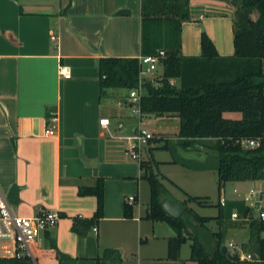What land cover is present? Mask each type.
Masks as SVG:
<instances>
[{"label":"crops","instance_id":"1","mask_svg":"<svg viewBox=\"0 0 264 264\" xmlns=\"http://www.w3.org/2000/svg\"><path fill=\"white\" fill-rule=\"evenodd\" d=\"M188 10L181 55L200 56L204 32L220 57L232 56L236 6L230 0H189ZM141 14L142 0H0V194L15 216H63L33 244L35 264H89L106 250L117 251L120 264H196L182 247L178 260L166 259L174 233L144 219L140 163L125 153L127 137L140 125L151 141V130L162 135L173 129L179 145L178 119L133 115L125 89L99 96L100 58L139 59ZM59 66L69 70V78L59 75ZM103 118L110 122L105 129L99 125ZM97 178L104 180L103 217L95 232L78 235L72 219L91 218L96 210L95 197L78 196V186H91ZM129 196L135 202L126 219ZM50 243L64 259L55 257Z\"/></svg>","mask_w":264,"mask_h":264},{"label":"trees","instance_id":"2","mask_svg":"<svg viewBox=\"0 0 264 264\" xmlns=\"http://www.w3.org/2000/svg\"><path fill=\"white\" fill-rule=\"evenodd\" d=\"M188 4L189 0H163L151 9L142 0L140 57L165 51L162 74L155 79L140 80L138 58H100L97 63L99 96L101 98L109 89L131 91L140 87L142 114L177 118V137L182 149L213 151V154H205L216 159L220 194L227 182L264 181V0H241L240 6L235 5L234 53L230 57H220L204 32L200 37V56L181 55V26L191 19ZM225 111L239 112L242 118L224 119L222 113ZM248 140L258 145L243 148L241 141ZM211 141L213 143L209 145ZM181 163L188 167L187 163ZM140 168L141 179L149 186V203L144 219L164 223L174 233L167 240V260H178L181 247L191 241L189 261L196 264H264V239L261 237L264 225L258 222L248 225V242L242 244L241 249L258 257L260 262H232L221 255L227 232L239 228V223L231 221V213L237 210L244 214L243 202L229 201L224 206L218 203V214L214 218L199 217L186 208L179 219H172L161 206L167 191L160 179L166 178L153 172L151 162H140ZM78 196L96 199V210L91 218L72 219V231L85 235L103 217L104 180L97 178L91 186H78ZM187 197L188 201L199 206L207 205L202 198ZM185 214L191 215L201 226L215 222L218 230L212 233L215 239L212 251L206 250L198 235L188 232ZM123 215L131 219L132 206L125 204ZM48 249L55 252L58 260L65 258L54 243H50ZM102 259L111 260L114 264L121 261L117 251L106 250L89 264H99ZM0 264L34 263L23 257L0 258Z\"/></svg>","mask_w":264,"mask_h":264},{"label":"rangeland","instance_id":"3","mask_svg":"<svg viewBox=\"0 0 264 264\" xmlns=\"http://www.w3.org/2000/svg\"><path fill=\"white\" fill-rule=\"evenodd\" d=\"M150 1H152L155 6L160 4L163 0H144L146 7H148ZM146 10H148V8H146ZM161 74L162 68L160 66H154L151 74L146 75L145 78L155 79L160 77ZM222 117L227 120H240L242 115L235 111H225L222 113ZM146 130L149 131L148 129ZM151 131L155 133L154 140L141 146L140 160L136 162H151L154 173L163 177H169L175 183H179L186 187L189 193L186 194L181 191L168 179H160L167 191L164 199L173 200L185 205L187 209L192 210L199 217L214 218L218 214L216 206L220 199H224L228 202L242 201L247 205V198L250 191L264 190V181L227 182L224 184L219 194L217 186L216 159L213 156L205 154V152L213 154V151L204 150V154L196 151L182 154L176 150L179 145H177V141L175 140L173 129L167 128V134L162 135L154 130ZM212 143L213 141H211L209 145ZM205 155H207L206 159ZM183 160H187L188 162ZM171 161H176L177 164L175 166L168 164ZM181 162L187 163L188 167H185V169ZM143 188V198H140L139 206L140 209L145 212L149 203V186L147 182H143ZM187 195L202 198L207 202V205L199 206L198 204L190 202L188 201ZM184 217L189 223L188 232L198 235L200 241L206 247V250L212 251L215 247V239L212 237V233L218 230L215 222L211 221L204 224V226H201L191 215L185 214ZM238 227L239 228L227 232L223 243L224 246H226L228 242L232 241L236 246L235 252L241 254V245L248 242V225L239 224ZM262 236L264 235L261 234V237ZM190 245L191 241H188L182 246V252L185 255L190 254ZM228 251L232 252L233 250L229 249ZM37 264H40V262H37Z\"/></svg>","mask_w":264,"mask_h":264},{"label":"built area","instance_id":"4","mask_svg":"<svg viewBox=\"0 0 264 264\" xmlns=\"http://www.w3.org/2000/svg\"><path fill=\"white\" fill-rule=\"evenodd\" d=\"M51 40H54L53 36H51ZM164 58L165 51L163 50H159L154 56L139 57V79L143 80L146 75L151 74L154 66L161 67ZM58 72L63 78L70 77L69 70L66 67L59 66ZM130 101L132 114L140 117V87L130 91ZM55 121L56 118L54 117L50 120L51 123H55ZM109 124L110 122L107 118L99 120V125L104 129L107 128ZM45 134L51 136L53 134V127L48 129ZM152 139V134L140 125L129 137H127L126 155H128L131 160L139 161L141 146L148 144ZM257 145L258 143L252 140L241 141V146L245 149L254 148ZM134 202L135 198L133 196H129L126 199V204L128 206H133ZM227 202L228 201L224 199L219 200L220 206H224ZM243 204L246 208V212L244 214H239L237 210H233L230 216L231 221L242 225H249L251 222H258L264 225V190L250 191L247 198V205L245 202H243ZM60 219L61 216L59 213L44 211H39L31 218L15 216L0 194V258L27 257L35 264L32 250L33 244L39 240L43 232L54 227ZM92 231L95 232L96 229L93 227ZM262 234L264 235V232ZM262 238L264 239V236H262ZM224 247L228 254H237L239 261L260 262L258 257L249 253L242 251V253L239 254L235 252L236 246L232 241L228 242ZM229 249L233 251L229 252Z\"/></svg>","mask_w":264,"mask_h":264},{"label":"water","instance_id":"5","mask_svg":"<svg viewBox=\"0 0 264 264\" xmlns=\"http://www.w3.org/2000/svg\"><path fill=\"white\" fill-rule=\"evenodd\" d=\"M234 5L240 6L241 0H230ZM161 206L166 214L171 217L172 219H179L184 212L186 211V206L175 201H171L168 199H163L161 201ZM221 255L225 256L228 260L232 262H238L239 258L237 254L230 255L227 253L226 248L222 247L220 249Z\"/></svg>","mask_w":264,"mask_h":264}]
</instances>
